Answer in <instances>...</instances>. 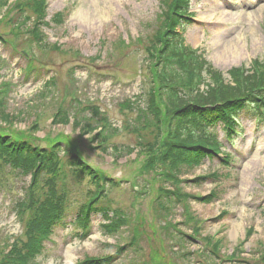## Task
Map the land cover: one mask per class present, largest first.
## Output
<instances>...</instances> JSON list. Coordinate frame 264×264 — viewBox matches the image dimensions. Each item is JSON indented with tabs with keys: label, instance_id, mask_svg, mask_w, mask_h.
<instances>
[{
	"label": "rangeland",
	"instance_id": "obj_1",
	"mask_svg": "<svg viewBox=\"0 0 264 264\" xmlns=\"http://www.w3.org/2000/svg\"><path fill=\"white\" fill-rule=\"evenodd\" d=\"M8 1L9 6L0 10V15L7 13L0 20V34L8 40L0 45V60L4 61L0 92H7L0 104V133L35 139L41 149L64 146V156L75 155L98 176L122 182L108 198L126 225L105 235L100 229L104 220L97 216L86 238L79 239L69 224L76 206L84 201V189L92 184L68 180L74 191L68 225L50 236L36 263L78 264L116 256L110 264H155L157 260L160 264H264V127L256 131L251 117L241 116L242 133L233 147L218 132L232 156L231 165H220L215 158L200 165L180 163L176 171L166 162L172 159L168 154L172 143L164 128H141L147 119L135 125L140 127L136 135L129 125L124 127L136 111L120 105L137 102L150 86L149 70L155 64L161 66L156 56L149 59L146 47L160 29L155 22L163 0H46L49 26L42 29L45 39L39 44L20 30L25 29L23 23L21 27L12 23L24 0L17 5L15 0ZM212 9L216 11L211 14ZM193 11L195 18L208 16L223 24H192L185 28L184 37L224 79L228 80L231 68H248L254 60L264 62V0L253 8L245 0H194ZM60 12V23L53 24L52 17ZM13 45L21 53H13ZM229 47L236 49L235 57L220 58L222 52L230 53ZM28 63L39 70L34 78L25 75ZM71 68L75 71L70 81ZM52 77L55 86L46 88L44 84ZM67 90L82 106L71 102ZM88 105L98 107L116 131L102 132L98 121L90 119L91 112L84 109ZM63 110L69 118H64ZM103 137L108 138L104 143ZM115 148L119 153H114ZM2 168L0 177L7 173ZM214 172L226 177L199 181ZM5 178L10 182L0 191V264L13 239L24 233L14 205L28 182L12 175ZM214 191L217 200L213 203L200 200Z\"/></svg>",
	"mask_w": 264,
	"mask_h": 264
},
{
	"label": "trees",
	"instance_id": "obj_2",
	"mask_svg": "<svg viewBox=\"0 0 264 264\" xmlns=\"http://www.w3.org/2000/svg\"><path fill=\"white\" fill-rule=\"evenodd\" d=\"M42 2L43 0H25L22 3L21 11L31 14L25 20L35 21L30 33L36 37L38 36V24L45 17ZM166 2L168 11L157 19L156 29L159 27L160 29L149 39L151 42L146 47L150 58L155 56L158 58L161 69L157 71L154 68L153 70V80L159 83L158 92L156 94L153 88L149 93L148 118L141 128H147L149 131L154 127L157 130L164 128L165 137H168L173 144L169 145L170 151L168 152L172 154V159L169 161L167 158L166 162L171 169L176 171V165L180 162L188 163L196 160L197 157L199 159L202 149L198 146H206L205 142L198 141V133L203 130L198 123L199 121L205 122V113L211 110H217L220 113L227 112L234 107H240L246 101L264 106V62L255 61L249 70L232 69L229 72L230 82L228 83L200 56L186 49L181 39L173 33L175 26H178L177 17L184 14L183 0L163 1V3ZM6 3V0H0V8L5 7ZM155 67H157L156 64ZM201 84L205 88L203 91L200 90ZM139 129H132V133H140ZM139 140H142V136ZM19 142H13L8 135L0 134V161L9 165L20 177H31L24 197L18 200L14 207L22 222L27 212L30 217L25 222V242L18 239L12 243L11 250L1 259L2 264H31L34 258L41 253L42 243L49 234L50 222L61 208L58 204L61 200V193L56 186V180L68 174L76 175L74 170L68 172L69 168L66 165L75 166L78 163L81 169L77 175H88L93 183L99 180L89 168L79 164L77 159H73L71 163V160L65 162V159L58 158L55 151L60 148L57 144L53 145V151H48L23 139H19ZM168 177L172 179L171 176ZM106 180L103 178L99 182ZM97 185L98 188L99 184ZM81 208L85 209L86 205ZM101 210H103L102 213L105 212L103 208ZM87 211H82L84 219ZM78 223L81 225V219H78ZM118 224L125 226L126 221L123 218L118 219L113 225L103 228L106 233L115 229L117 232ZM154 259L156 260L155 255ZM155 264H160L159 260Z\"/></svg>",
	"mask_w": 264,
	"mask_h": 264
},
{
	"label": "bare ground",
	"instance_id": "obj_3",
	"mask_svg": "<svg viewBox=\"0 0 264 264\" xmlns=\"http://www.w3.org/2000/svg\"><path fill=\"white\" fill-rule=\"evenodd\" d=\"M229 52L230 53H228V51L222 52L220 54V58H222V59L225 58V59L231 60V58L235 57V54H236L237 51H236L235 48L230 49V47H229Z\"/></svg>",
	"mask_w": 264,
	"mask_h": 264
}]
</instances>
